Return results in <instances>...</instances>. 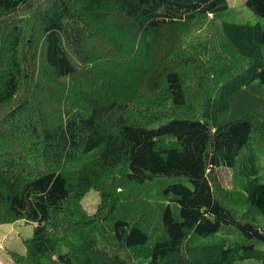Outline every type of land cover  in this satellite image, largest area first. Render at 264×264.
Returning <instances> with one entry per match:
<instances>
[{
  "label": "trees",
  "instance_id": "trees-1",
  "mask_svg": "<svg viewBox=\"0 0 264 264\" xmlns=\"http://www.w3.org/2000/svg\"><path fill=\"white\" fill-rule=\"evenodd\" d=\"M228 10L0 0V226L35 224L15 264H264V27ZM160 177L192 188L154 200Z\"/></svg>",
  "mask_w": 264,
  "mask_h": 264
},
{
  "label": "rangeland",
  "instance_id": "rangeland-1",
  "mask_svg": "<svg viewBox=\"0 0 264 264\" xmlns=\"http://www.w3.org/2000/svg\"><path fill=\"white\" fill-rule=\"evenodd\" d=\"M229 10L223 17L225 21L234 22L237 24L247 25H261L264 27V18L254 14L246 5L247 0H227ZM171 147H179L177 140L172 137H167L164 141ZM260 165L262 167L261 180L264 182V157L260 159ZM221 180L226 188L231 187L230 176L226 174V170L219 172ZM175 184H183L192 188V184L186 177H160L151 182L147 183L150 188V197L156 200L160 194L159 192L168 186ZM100 194L92 190L82 200L83 207L89 213H95L100 204ZM172 210L174 216L179 219L180 208L176 203H172ZM227 228V227H226ZM35 229L34 223H28L20 220L13 224L1 225L0 226V264H15L12 258V252L17 254H25V240L32 238ZM258 249L264 251V245H258ZM241 264H261L255 260L244 261Z\"/></svg>",
  "mask_w": 264,
  "mask_h": 264
},
{
  "label": "clouds",
  "instance_id": "clouds-1",
  "mask_svg": "<svg viewBox=\"0 0 264 264\" xmlns=\"http://www.w3.org/2000/svg\"><path fill=\"white\" fill-rule=\"evenodd\" d=\"M226 172H228V176H230V174H231V172H229V171H226ZM230 182V181H229ZM226 186V185H225Z\"/></svg>",
  "mask_w": 264,
  "mask_h": 264
}]
</instances>
